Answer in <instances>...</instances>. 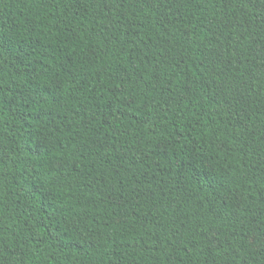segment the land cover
<instances>
[{"label":"trees","instance_id":"obj_1","mask_svg":"<svg viewBox=\"0 0 264 264\" xmlns=\"http://www.w3.org/2000/svg\"><path fill=\"white\" fill-rule=\"evenodd\" d=\"M0 264H264V0H0Z\"/></svg>","mask_w":264,"mask_h":264},{"label":"snow or ice","instance_id":"obj_2","mask_svg":"<svg viewBox=\"0 0 264 264\" xmlns=\"http://www.w3.org/2000/svg\"><path fill=\"white\" fill-rule=\"evenodd\" d=\"M4 50V42L2 40V37H0V52H3Z\"/></svg>","mask_w":264,"mask_h":264}]
</instances>
